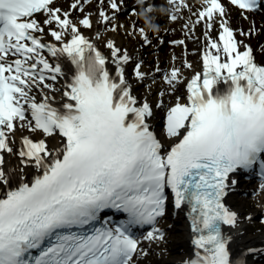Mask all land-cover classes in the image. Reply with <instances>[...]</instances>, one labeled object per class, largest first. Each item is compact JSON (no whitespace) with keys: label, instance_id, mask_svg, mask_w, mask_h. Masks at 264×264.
<instances>
[{"label":"snow or ice","instance_id":"obj_1","mask_svg":"<svg viewBox=\"0 0 264 264\" xmlns=\"http://www.w3.org/2000/svg\"><path fill=\"white\" fill-rule=\"evenodd\" d=\"M93 2L0 0V264H136L148 255L145 242L165 240L158 224L169 206L190 223L194 253L183 264L264 257V246L234 254L244 235L235 230L252 217L241 220L226 202L238 174L258 175L264 191V0H168V19L184 21L182 38L168 43L187 53V40L202 57L190 79L158 62L142 70L141 49L158 51L165 40L153 44L135 22L124 33L140 34L135 52L108 39L104 55L81 27L93 29L95 16L99 41L124 29L121 14L141 8L98 0L86 10ZM61 58L75 66L70 79ZM157 73L166 88L153 104ZM131 80L144 84L143 98ZM156 110L166 112L171 146L154 130ZM6 155L18 158V175L3 167Z\"/></svg>","mask_w":264,"mask_h":264},{"label":"bare ground","instance_id":"obj_2","mask_svg":"<svg viewBox=\"0 0 264 264\" xmlns=\"http://www.w3.org/2000/svg\"><path fill=\"white\" fill-rule=\"evenodd\" d=\"M72 2V0H59L57 3L64 7L68 8L69 4ZM83 2V0H82ZM98 2V0H94L93 5H85L86 10H93L95 11V4ZM168 0H150L151 4H155L157 6L159 5H165L167 7ZM195 2V0H193ZM125 5L127 9L135 8L137 12L139 11V5L136 4L135 0H125ZM75 15V13H74ZM80 18H83V14H79ZM150 15V14H149ZM152 15H156L158 18L156 22L161 25V30L158 34H154L150 31H148L144 26V21L138 16V15H132L131 12L123 13L119 16L118 20L116 21L117 24L123 23L125 25L123 30H119L116 33L113 32H106L99 41L95 40L94 33L96 31V25H95V16L93 17V23L94 28L84 29L81 27V31L86 34V37L89 38L91 41L95 42L97 44V47L101 49L106 56L109 55V50L104 47V44L108 39H112L116 42L118 46H121L122 48H127L130 52V54H133L135 50L138 48V46L142 43L141 36L137 32L134 35H125L124 33H128L131 31V22H135L137 27H144L145 31L149 35V37L153 40V44L157 42L158 37H162L165 40V44L161 47H159L158 51L156 49H153L152 47H147L141 49L142 57L145 60V64L142 67L143 71L146 72H154L157 62L159 63V66L161 68H166L170 70L172 67H180L181 70L184 72L185 77L191 78L196 71H200V52L197 51L196 55L191 54V50L193 49L194 45L186 40L187 49L188 52L186 53L183 46H172L168 43V41L176 40L179 38H182V25L184 23L183 20H179L177 22L170 21L167 17V15L160 16L159 13H152ZM51 40V38H48ZM261 41H264V36H261L259 38ZM256 43V40H253V44ZM157 52L156 55L153 53ZM173 57H175V60H173ZM187 59L189 62L192 63L193 68L191 70H186L183 68V60ZM128 70L130 72V78L132 76V68L133 65L131 63L127 66ZM64 71V70H63ZM68 77V71L65 70ZM157 75V82L156 84L152 85V91L150 94H148V99L151 103H155L157 97H156V90L158 88H166V86L163 83L162 77L159 73ZM66 77V78H67ZM130 82L134 85V92L138 95L139 98H143V96L146 94V89L144 87V84H137L134 80H131ZM145 83H151V81H145ZM181 92H183L184 86H180ZM59 98V97H58ZM166 112L156 110L155 112V119H157L160 115H164ZM173 139H169L167 136H164V142H172ZM50 144H54L58 146L57 140H49ZM19 160L16 157H13L11 155L5 156V162L3 167L7 169H15L14 175H18V168H19ZM32 168H26L25 174L26 177H30L33 173ZM238 190V191H237ZM243 190L249 191L250 193H256V197L253 201L246 200L245 202H240L239 200H231L229 201V205L233 208L239 207L240 204L242 205L243 211L240 214L241 220H244L246 217H248L249 214L252 215V220L254 218H262L264 217V191L260 190V184L258 186H250L248 185V181H240L238 182L237 188L232 193L235 194L237 192H241ZM253 202H255V205H253ZM252 209V210H251ZM251 210V211H250ZM181 215L178 216V219L169 218L168 222L165 224H160L159 227L163 229L166 233L165 240L163 242H157V243H151L145 242L142 246L147 249L149 247L153 248L155 250V259L153 260V263L156 264H175L171 263V261H168L166 250L163 248L165 241H167V236L172 233L174 229L177 228H184V230L189 233V236L192 238V234L190 231V223L185 217V213L181 212L179 213ZM182 215L185 219H183ZM182 225V226H181ZM253 223L251 221L247 223L241 224L239 229H236V232H239L241 230L244 231V235L242 237H238L236 241L234 242V248L237 250H241V248H247V247H257V246H264V230H262L258 235L253 234ZM188 227V228H187ZM262 229V228H260ZM255 231V230H254ZM161 245L162 248H159ZM183 249V252L187 258H190L193 256L194 253V247L192 244V241H184L181 242V246ZM148 261H145L144 264H147ZM258 261L255 257H248V264H257Z\"/></svg>","mask_w":264,"mask_h":264},{"label":"rangeland","instance_id":"obj_3","mask_svg":"<svg viewBox=\"0 0 264 264\" xmlns=\"http://www.w3.org/2000/svg\"><path fill=\"white\" fill-rule=\"evenodd\" d=\"M250 186H257V185L252 184ZM255 197L256 196H253V194L250 193L249 191L243 190L241 192L231 194L228 197L227 201H231V200H239L240 202L242 201L245 202L246 200L253 201ZM242 205L240 204L239 207L235 208L239 213H242L243 211ZM253 205H255V202H253ZM178 215L179 213L177 215H173V211H171L170 214L161 221V224L167 223L169 218L178 219ZM180 216L181 215H179V217ZM248 216L252 217L251 214H249ZM182 217L183 219H185L183 215ZM251 223H253L252 225L253 234L258 235L262 230H264V223H261V218L259 217L254 218L253 220H251ZM187 240L189 242L192 240L187 230L185 231L184 228H177V229H174L172 233L167 236V241H165L164 246L161 245L159 248H162L163 246V248L166 250V253H168L167 255L168 261H171V263H175V264H181L186 259V256L183 252V249L180 246H181V242H184ZM146 250L148 251V255L146 257H141L140 259H138L136 264H144L145 261H148L147 264H156V263H153V260L155 259V255H156L155 250L151 247L147 248ZM257 264H264V262L262 260H259Z\"/></svg>","mask_w":264,"mask_h":264},{"label":"clouds","instance_id":"obj_4","mask_svg":"<svg viewBox=\"0 0 264 264\" xmlns=\"http://www.w3.org/2000/svg\"><path fill=\"white\" fill-rule=\"evenodd\" d=\"M136 4L140 6L141 11L139 13V17L144 21L145 28L154 33L158 34L161 30V25H159L156 20V15H149L150 13H159L160 16L167 15L169 10L165 5H155V4H149L146 8L144 7V4L146 3V0H135Z\"/></svg>","mask_w":264,"mask_h":264}]
</instances>
